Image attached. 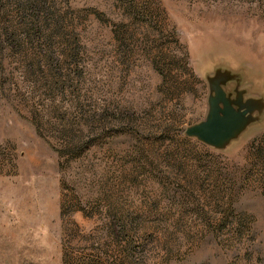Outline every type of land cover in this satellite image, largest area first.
<instances>
[{
	"label": "rangeland",
	"instance_id": "374dc122",
	"mask_svg": "<svg viewBox=\"0 0 264 264\" xmlns=\"http://www.w3.org/2000/svg\"><path fill=\"white\" fill-rule=\"evenodd\" d=\"M220 66L264 98V0H0V264H264V119L184 136Z\"/></svg>",
	"mask_w": 264,
	"mask_h": 264
},
{
	"label": "water",
	"instance_id": "95a60500",
	"mask_svg": "<svg viewBox=\"0 0 264 264\" xmlns=\"http://www.w3.org/2000/svg\"><path fill=\"white\" fill-rule=\"evenodd\" d=\"M236 75L232 68L220 66L212 76H206L207 112L204 120L185 129L187 139L223 152L263 122L264 98L246 97L241 85L234 83Z\"/></svg>",
	"mask_w": 264,
	"mask_h": 264
}]
</instances>
